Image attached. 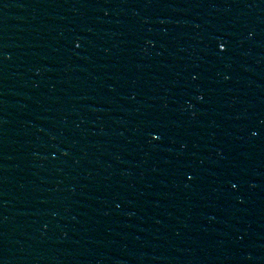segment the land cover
Instances as JSON below:
<instances>
[{
  "label": "water",
  "instance_id": "1",
  "mask_svg": "<svg viewBox=\"0 0 264 264\" xmlns=\"http://www.w3.org/2000/svg\"><path fill=\"white\" fill-rule=\"evenodd\" d=\"M0 124L31 264H264V0H0Z\"/></svg>",
  "mask_w": 264,
  "mask_h": 264
},
{
  "label": "snow or ice",
  "instance_id": "2",
  "mask_svg": "<svg viewBox=\"0 0 264 264\" xmlns=\"http://www.w3.org/2000/svg\"><path fill=\"white\" fill-rule=\"evenodd\" d=\"M76 47L78 48V47H80V45L76 44ZM218 50L221 52L226 51V45L222 41L218 43ZM153 139H159V135L154 134ZM189 179H191V177H189Z\"/></svg>",
  "mask_w": 264,
  "mask_h": 264
}]
</instances>
